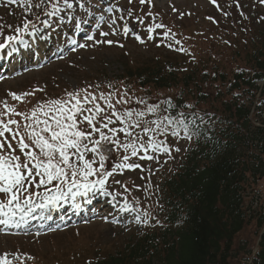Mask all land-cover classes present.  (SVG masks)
<instances>
[{"label": "rangeland", "instance_id": "374dc122", "mask_svg": "<svg viewBox=\"0 0 264 264\" xmlns=\"http://www.w3.org/2000/svg\"><path fill=\"white\" fill-rule=\"evenodd\" d=\"M98 1L83 0L85 7L81 8L79 4L82 0H72L74 4L72 10L63 11L59 17L49 18L45 15L44 9L49 2L47 10L51 11L56 0H44L43 13L40 9H32L27 13V18L41 13L39 17L41 23L36 30L39 37L30 44L32 53H34V62L38 64L33 68H21L16 76L9 74L18 72L15 71V68L20 66L18 61H12L7 70L2 68L0 113L5 111L4 101L18 112L30 114L33 108L49 100H67L68 92H79L82 98L85 93L81 90H86L97 98L95 103L100 104L105 115L113 110L118 116L129 110L132 111V116L123 123L117 120V116H113V123L109 125L111 128L126 127L127 124L134 123L137 119L141 121L162 119L166 116L164 102L168 101L169 95H173L177 90L155 89L152 86L140 87L134 81L119 79L118 77L124 74V66L128 65L134 69L136 66L153 60L172 62L175 59L182 60L189 65L190 59L198 60L200 57L204 58L205 55L212 54L213 47L219 48L220 53L227 56L230 52L228 43L234 46L233 41L244 42L247 37L245 34L246 21L239 16V10L242 5L246 8V5L253 4L252 0H238L239 7H237L236 0H216V4L211 0H150V2L146 0L144 4L139 3V0H133L132 4H129L128 0H100V3ZM59 2L63 4V0ZM109 8L112 10L108 11ZM5 9H11L12 15H7ZM117 9H130L132 15L128 16L125 11H117ZM101 15L104 17L103 21L99 19ZM121 16L124 19H119ZM24 17L25 12L22 7L17 4H8L7 0H0V25L3 26L0 30L2 31L0 39L3 35L12 33L13 29L18 27L15 23L21 22ZM80 17L83 18L82 22H80ZM137 17L142 18V24L137 21ZM44 20H49L51 27L46 29L42 24ZM113 20L115 24L110 27ZM38 21L39 19L36 23ZM85 22L89 25H85ZM237 22L239 25H235ZM125 23L132 29L127 36L123 34ZM156 24L164 27L154 28ZM77 27H83L84 30L83 34L78 37L70 32L72 29L76 31ZM149 27L154 28L152 40L148 39L147 29ZM113 28L117 33L115 35L112 34ZM49 29L57 35L53 42L59 43L57 47L65 46V52L59 57L47 60L43 49L52 35ZM101 32L109 34L104 36ZM166 32L167 37L164 36ZM133 33L139 35L144 43H140ZM88 36H93L94 39L89 40ZM107 40L114 41V43H103ZM176 41L180 43L177 44ZM70 44L73 46L68 48ZM80 45L86 46L80 47ZM181 48L185 51H180ZM227 57L223 59L224 64ZM6 62L10 60L4 61L3 64ZM36 89H42V91H35L34 95L24 97L22 102L14 100L9 95V93H32ZM102 94L110 98L114 109L107 108L105 100L100 99ZM122 97L127 102L117 104L116 101ZM152 105H159V107L149 113L147 107ZM92 106V104H85V107ZM141 111L145 115L137 117L136 114ZM10 118L19 121L20 124L25 122L20 116L10 114ZM102 131L110 135L107 129H102ZM131 131L134 134L140 133L145 144L148 142V137L152 135L142 133L140 128H132ZM116 135L121 144L128 143L130 140V137H126L123 132L118 131ZM93 138L98 139L99 134H95ZM154 139H166L173 149L179 147L180 151L173 150L169 156L149 149L148 154L157 157V159L149 160L139 158L144 154L141 149L137 156H130L128 163L140 164L143 171L124 169L122 174L117 173L114 177H109L106 189L110 195L105 196L96 191L73 199L71 194H68L62 204L49 207L46 211L45 215L51 214L55 219L45 221L39 227H33L36 231L10 232L4 228L0 229V256L8 254L7 259L12 264H88L117 248L127 234L155 228L159 223L155 218L157 216L155 205L157 186L164 177L173 172L193 139L177 141L159 135H156ZM12 143L13 148H16V154L21 155L23 160L24 157L19 152L16 142ZM137 147L139 148V142H137ZM107 148L112 149L113 145L109 144ZM130 152L131 149L125 152L123 148L111 151L106 168L111 170L121 162L124 155H130ZM86 158L91 160L92 154L89 153ZM98 166V164L94 165V167ZM96 179H99L98 175L89 177V180ZM113 180H119L121 184L113 183ZM47 187L51 189L50 192H45L44 186L29 188L31 192L40 193L39 196L32 197L35 205L43 203L46 206L48 201L43 197L57 194L53 185ZM125 187L129 191L126 192ZM255 188H258L260 196L264 197V178L256 182ZM27 195L24 193V196ZM8 198V195L0 193V204L7 205ZM125 204L136 211H122L121 208ZM22 206L27 211V206L23 204ZM145 209L151 214L147 218L144 217ZM45 210L37 207L33 210L37 216L34 213L32 215L34 218H39ZM4 211L8 212V216H5L7 219L12 218V211L16 212V217L20 215V218H14L19 226H26V222L31 220L29 213L27 215L18 213L15 204L5 207ZM137 215L141 217L140 221L135 219ZM145 219L147 223L143 222ZM250 231L251 229H247L239 237L250 238L252 236Z\"/></svg>", "mask_w": 264, "mask_h": 264}, {"label": "trees", "instance_id": "16d2710c", "mask_svg": "<svg viewBox=\"0 0 264 264\" xmlns=\"http://www.w3.org/2000/svg\"><path fill=\"white\" fill-rule=\"evenodd\" d=\"M252 2L239 10L247 37L228 43V57L213 47L189 65L175 59L124 66L121 79L177 90L166 115L210 114L208 131L159 182V226L127 234L88 264H264V197L255 188L264 178V4ZM247 229L252 236L239 237Z\"/></svg>", "mask_w": 264, "mask_h": 264}, {"label": "snow or ice", "instance_id": "6c2138e0", "mask_svg": "<svg viewBox=\"0 0 264 264\" xmlns=\"http://www.w3.org/2000/svg\"><path fill=\"white\" fill-rule=\"evenodd\" d=\"M145 2L146 0H139L141 4ZM211 2L216 4V0H211ZM236 2L237 7H239L238 0ZM7 3L17 4L24 9L25 17L22 20V27L15 29L19 33L33 27V22L27 18V13L31 12L32 9L43 10L44 0H38V2H34V0H7ZM128 3L132 4L133 0H128ZM260 3L264 4V0H260ZM58 5L59 0H56L52 10L45 11V15L49 18L59 17L63 11L72 10L74 7L72 0H63L62 7ZM79 7H85L83 0ZM111 10V8L108 9V11ZM117 11H125L128 16L132 15L130 9H117ZM37 19H39V15H37ZM99 19L103 21L104 17L101 15ZM119 19H124V17L121 16ZM136 19L139 23H143L142 18L137 17ZM209 19L212 18L209 17ZM261 19H264V17ZM42 24L46 29L51 27L49 20L42 21ZM114 24L115 20L111 22L110 27ZM9 27L11 26L9 25ZM97 27H99V23H97ZM161 27L164 26L161 24L154 26V28ZM2 28L3 26L0 25V30ZM154 28L149 27L147 29L149 40L153 39ZM131 31L132 29L125 23L123 34L127 36ZM0 34H2V31H0ZM108 34L107 32H101V35L104 36ZM112 34H117L115 28L112 29ZM133 34L135 35V33ZM164 36L167 37L168 33L166 32ZM135 38L140 43H144L139 35H135ZM87 39L92 40L94 37L88 36ZM14 40H16L14 36L5 37V41L0 42V54L13 55L16 53L18 49L15 44L11 43ZM19 43L24 44L25 42L21 40ZM103 43L113 44L114 41L107 40L103 41ZM176 43L179 44L180 42L176 41ZM85 46L80 45V47ZM120 46L123 47V45ZM179 50L185 51L182 48ZM32 55L34 53H28L29 57ZM35 91H42V89H36L32 93H9V95L14 100L22 102L24 97L34 95ZM81 91L85 93L82 98L79 92H68L67 100H49L33 108L30 114L18 112L14 107L8 105L6 101L3 102L5 111L0 113V193L8 195L9 198L7 205L0 204V215L8 216L4 208L13 204H15V209L24 213V215L33 211L35 207H45L43 203L34 204L32 197L39 196L40 193L29 191L32 186L36 188L44 186L45 192H50L51 189L47 186L53 185L57 194L43 197L44 200L51 204L65 199L68 194H71L73 199L77 196H87L89 192L96 191L101 192L105 196L110 195L106 189L109 177H114L117 173L122 174L124 169H141L143 171L140 164L128 163L130 156H137L141 149L144 154L140 155L139 158L149 160L157 159L155 155L148 154L149 149L169 156H171L173 150L176 152L180 151L179 147L173 149L170 146V142L166 139H154L156 135L165 138L170 137L177 141L181 139L191 141L194 137L205 135L208 131L205 127L207 124L205 116H210V114L200 115L192 111L187 113L184 111L175 112L172 115H166L162 119L153 121L137 119L134 123L127 124L126 127L120 129L111 128L109 125L113 123V116H117V120L123 123L132 116V111L129 110L118 116L113 110L105 115L104 109L101 108L100 104L95 103L97 98L86 90ZM124 95L126 96V93ZM100 99L105 100L108 109H114L109 97H105L102 94ZM122 102L126 103L127 100L122 97L116 101L117 104ZM164 103L167 104L165 111L175 107L171 100ZM85 104H92L93 106L85 107ZM158 107L159 105L148 106L147 111L152 113ZM183 107L192 109L194 106L186 104ZM10 114L22 117L25 123L21 125L19 121L10 118ZM136 115L137 117H143L145 113L141 111ZM21 128H23V131H21ZM132 128H140L141 132L146 135L152 134L148 137L147 144L143 142L140 133L134 134L131 131ZM102 129H107L110 135L106 134ZM118 131L123 132L126 137H130L128 143H120L116 135ZM6 133L8 134L7 136ZM97 133L99 138L94 139L93 137ZM13 141L16 142L19 152L23 155V160L21 155L16 154V148H13ZM137 142H139V148L137 147ZM109 144L113 145L112 149L107 148ZM118 148H123L125 152L131 149L130 155H124L120 163L108 170L106 163L109 160L110 152ZM89 153L92 154L91 160L86 158ZM95 164L99 166L94 167ZM94 175H98L99 179L89 180V177ZM113 183L121 184V181L113 180ZM125 191H129V189L125 187ZM24 193L28 195L24 196ZM22 204L27 206V211H25V207ZM121 210L136 211V209L131 208L127 204L123 205ZM11 215L15 216L16 212L12 211ZM150 215V212L145 209L144 217L147 218ZM135 219L140 221L141 217L137 215ZM143 222L147 223V219ZM0 223H7V221L0 220ZM7 255L0 256V264H12L7 259Z\"/></svg>", "mask_w": 264, "mask_h": 264}, {"label": "bare ground", "instance_id": "6f19581e", "mask_svg": "<svg viewBox=\"0 0 264 264\" xmlns=\"http://www.w3.org/2000/svg\"><path fill=\"white\" fill-rule=\"evenodd\" d=\"M1 216V215H0ZM1 218V217H0Z\"/></svg>", "mask_w": 264, "mask_h": 264}]
</instances>
